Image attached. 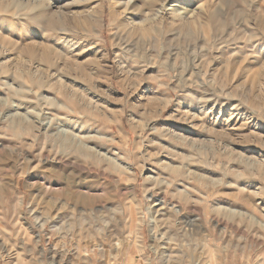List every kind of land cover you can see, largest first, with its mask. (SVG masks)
Segmentation results:
<instances>
[{"label": "rangeland", "instance_id": "obj_1", "mask_svg": "<svg viewBox=\"0 0 264 264\" xmlns=\"http://www.w3.org/2000/svg\"><path fill=\"white\" fill-rule=\"evenodd\" d=\"M50 2L61 90L0 77V264H264V0Z\"/></svg>", "mask_w": 264, "mask_h": 264}, {"label": "bare ground", "instance_id": "obj_2", "mask_svg": "<svg viewBox=\"0 0 264 264\" xmlns=\"http://www.w3.org/2000/svg\"><path fill=\"white\" fill-rule=\"evenodd\" d=\"M137 2L138 0H135V3L131 7V9L133 8L135 12L139 11V8H140V6L137 5ZM53 4L55 3L50 2V0H11L9 2L8 7H12V10L7 15L6 22H7V28L9 29L8 35H11V37L9 39H4L5 40L4 42L1 41L0 47H3L5 48V50H9V51L18 48L19 49L18 53L20 56H22L21 55L22 52L30 54L32 50L31 44L35 43L34 38L39 37L42 39L43 42L42 43L38 42L39 44L37 45V47L40 49V51L37 54V59L42 62L41 64L42 68L36 69L34 71V73L36 74H34L28 70L29 68H27V64H26V67H24L25 68L24 72L22 73L15 72V70L13 72H10V68L13 66V65H10L12 61L11 62L8 61V64H3L0 61V77H3V75L6 74L10 76L12 80L20 79L24 85L31 84V85H34L36 88L45 86L47 88L61 90L62 86L60 87L58 84H49L47 83V81H45L46 79L44 80L43 78L44 68L53 67L54 68L53 70L55 71L57 70V65H56L57 61L55 60L56 58H53V57H58L59 55L53 49L54 45L51 44L53 43L51 41L52 40L51 37L53 36L55 41H59V34L56 32L57 26L65 25L67 23L66 21H68V17L66 13L61 12L60 7L57 5H53ZM52 6L55 7V9ZM24 7L26 8L30 7L31 10H34V12L27 11V12L21 13L20 14L21 16L20 15L17 16L16 12L18 10H22ZM0 9H5V6H3L1 2H0ZM162 9L166 12H169V7L167 6H163ZM172 11H174V9ZM199 11H200V8H199ZM0 12L4 13L5 10H1ZM178 15L181 16V18L187 16V14H185L184 12H179ZM189 15H191V13L188 14V16ZM212 15H213V18L218 17L216 12H213ZM30 23L34 24V28H32V30L26 29L27 24H30ZM131 24L134 25L135 23H131ZM130 29H132L136 33H139L141 36L146 35L150 31V29L145 28L141 24L138 25V23ZM63 30H66V29L63 28ZM13 36L16 38H13ZM0 54H1V50H0ZM25 61L27 63V59H25ZM46 78L48 77L46 76ZM10 91H11V94L24 95V92L26 90L11 89ZM69 147H70L69 144L68 146L65 145V148H69ZM72 150L75 152L74 154H77L76 158H79L80 153L84 151H87L88 155L90 153L89 149H81L79 145H77V148H74ZM121 169L126 171L127 168L121 167ZM157 214H159L158 210L156 211V216H152L155 233L158 229L165 227V224L162 222V219L159 218L160 214L159 215Z\"/></svg>", "mask_w": 264, "mask_h": 264}]
</instances>
